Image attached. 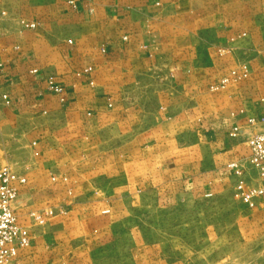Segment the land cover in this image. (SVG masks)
I'll return each instance as SVG.
<instances>
[{
    "label": "crops",
    "instance_id": "crops-1",
    "mask_svg": "<svg viewBox=\"0 0 264 264\" xmlns=\"http://www.w3.org/2000/svg\"><path fill=\"white\" fill-rule=\"evenodd\" d=\"M0 60L28 148L13 184L32 235L22 264H214L178 242L196 234L170 248L168 228L139 241L135 224L202 206L210 237L239 222L230 165L259 183L264 0H0Z\"/></svg>",
    "mask_w": 264,
    "mask_h": 264
},
{
    "label": "rangeland",
    "instance_id": "rangeland-1",
    "mask_svg": "<svg viewBox=\"0 0 264 264\" xmlns=\"http://www.w3.org/2000/svg\"><path fill=\"white\" fill-rule=\"evenodd\" d=\"M256 57L257 52L254 50L246 51L244 55V59L252 61L250 67L253 69L257 67ZM243 71L247 73L248 66L244 65ZM7 106L0 91V171L7 167L14 172L16 164L19 162L16 160V155L20 153L21 157L27 153L28 148L23 144V140L21 142V139L24 138V127L17 118L7 113ZM230 198L234 207L228 212L231 214L233 211L235 216H239V222L232 227H226L223 223L219 224V227L223 228L219 229L220 231L223 230L222 233L213 231L210 237V224L206 220H200V218L203 219L213 214L215 210L202 206L190 212L185 211L186 213L180 210L171 211L169 216L164 215L168 223L161 222V213L154 212V217H151V213L147 217L146 213H139L135 224L139 241H141L140 237H146V233L152 232L153 237L156 238L163 229L168 228L171 236L168 243L170 248L177 247V241L174 240L177 239L176 236L179 232L182 236L185 232H189L187 235L191 237L196 234V239L178 241L184 243L186 247L198 249V256L193 257H201L203 253L207 255L203 259L212 261L214 264H264V197L257 200L255 207H250L241 201L236 197V193L234 196L228 197V200ZM221 210L225 212L223 213L225 215L226 209L222 208H218V214ZM221 215L222 213L217 216L219 220ZM152 219H155L153 223L155 225H149ZM232 232V239H215L217 235L219 238L224 233L231 235ZM209 252L213 254L210 255Z\"/></svg>",
    "mask_w": 264,
    "mask_h": 264
},
{
    "label": "built area",
    "instance_id": "built-area-1",
    "mask_svg": "<svg viewBox=\"0 0 264 264\" xmlns=\"http://www.w3.org/2000/svg\"><path fill=\"white\" fill-rule=\"evenodd\" d=\"M1 64L0 60V66ZM56 91L61 90L56 88ZM4 99L8 104V95H4ZM255 121L251 119L252 123ZM261 122L264 123V118ZM237 131L238 129H235L236 133ZM248 144L251 151L250 163L258 171L259 183L253 184L241 176L244 171L237 163L231 164L230 167L240 176L235 188L236 197L250 207H255L257 200L264 197V130L254 134ZM17 180L20 183L26 182L25 179L17 177L10 168L5 167L0 171V264H22L19 260V250L30 246L32 240L29 228L21 223L16 212L15 203L19 197V189L13 184ZM108 212L105 210V213ZM52 214L50 209L31 213L40 223Z\"/></svg>",
    "mask_w": 264,
    "mask_h": 264
}]
</instances>
